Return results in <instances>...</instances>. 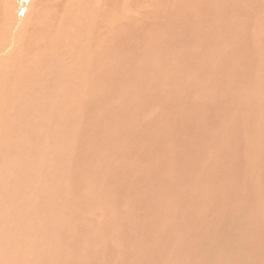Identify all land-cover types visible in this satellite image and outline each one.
<instances>
[{
    "label": "rangeland",
    "instance_id": "1",
    "mask_svg": "<svg viewBox=\"0 0 264 264\" xmlns=\"http://www.w3.org/2000/svg\"><path fill=\"white\" fill-rule=\"evenodd\" d=\"M19 1L0 0V46L8 41L6 23L7 29L13 25L11 34L18 37L30 18V14L24 18ZM37 1L29 5L35 7ZM145 1L143 7L134 5L141 17L128 22L115 19L111 54L98 55L103 62L110 59L105 70L113 78L102 86L96 80V90L102 87L100 97L84 102L83 125L88 124L79 132L72 125L75 129L59 133L58 143L52 137L55 150L51 146L46 150L59 167L61 161L77 159L68 164L65 177L72 179V193L80 196L65 205V195H53L51 202L64 215L49 206L48 213L64 216L61 223L68 215L73 223L79 222L74 223L79 230L73 237L51 238L53 230L61 232L62 226L69 229L73 224L54 227L38 221L35 199L28 197L19 215L29 219L19 234L24 237L34 229L41 237H35V245L27 250L18 248L16 264H29L21 258L32 253L44 255L47 264H264V132L257 134L264 130V0H208L227 10V14L213 12L218 20L194 19L205 16L197 10L189 19L173 18L170 9L159 17L142 16L146 11H163L174 0ZM131 3L118 0V7L130 15ZM31 6L23 13L32 11ZM14 15L19 16L16 24L10 20ZM28 32V49L22 56L33 61L41 49L32 43L33 32ZM56 43L47 49L45 42L49 59L62 58L63 45L58 39ZM13 45L0 53V70L17 55ZM164 63L171 66L164 69ZM14 81L4 82L3 89ZM29 92L25 88V97ZM69 103L75 107V101ZM101 115H105L102 121ZM16 132L18 141L27 134L20 126ZM33 143L27 134L26 148L31 150ZM76 147L83 150L78 149L79 157L65 152ZM19 154L16 159L26 161ZM81 208L85 219L78 221L75 214H81ZM66 240L75 244L72 250L61 251L59 260L46 258L51 251L63 250Z\"/></svg>",
    "mask_w": 264,
    "mask_h": 264
},
{
    "label": "bare ground",
    "instance_id": "2",
    "mask_svg": "<svg viewBox=\"0 0 264 264\" xmlns=\"http://www.w3.org/2000/svg\"><path fill=\"white\" fill-rule=\"evenodd\" d=\"M44 1L45 0H39V2L37 1V5H35V7H33L35 3L32 4V6L29 5L32 3V0H20L19 1L21 12L22 11L25 12L24 9H27L30 6L33 7L31 8L33 9L32 11H27L28 14L22 12L24 18L26 17V15L28 16L29 14H30L29 16L30 18L26 21L24 26L22 25L23 31L19 34V36L18 37L15 36L17 39L13 37L11 34L13 31L12 29H14L12 28L13 25L9 26L10 24H8V29H7V23H6L4 27H5L6 32L9 34L7 38L8 41L4 42L0 46V53H1L2 51H4L5 49L9 48L10 46L14 44L13 46L16 47V54H17L14 58L11 59L10 62L8 61L9 63H7L5 67H2L0 70V264H3V263L4 264H16L19 260L18 259L19 257L17 254L18 248L20 247V250L22 251L23 249L27 250L28 248L32 247L33 244L35 245L34 240H35V237L39 235V233L36 234L34 229H32L31 230L32 232L28 233V235H25L24 237L19 234V231L21 230L20 228L26 227L27 224H25V221L29 219L28 216L22 217L19 215V209L22 208L23 203L27 201L28 197H32L33 199H35L33 207L35 208L34 210L35 216H37L38 218L40 217L39 219H37L38 221H40V219L46 220L48 223H51L54 227L59 226L60 224L61 225L62 224H73V226H70L69 229L64 228L62 226L61 232L58 230H53L49 235L51 238L61 239L63 237L66 238L67 235L68 237L69 235L73 237L76 235L77 230H79L74 224V223H77L76 220L73 223L69 219L68 215H66L67 218L61 223L64 216H58L57 214L52 213V212L48 213V206H49L51 209L58 211L62 215H64V213L56 207V204H53L51 202L53 195L55 194L65 195V197L68 198L65 205H70L74 203V201L76 200V197L80 196L81 193H72V183L70 184V180L72 179H70L69 177H65L66 167L71 161H75L76 158L74 159L70 157L65 161H61L60 162L61 167H59L57 164H54L51 161V155L46 150L48 146H51V148L55 150V146L51 145L52 137L56 138V143H58L59 133L63 134L64 132V134H66L67 129L71 128L72 130L74 126L75 128H78V130L77 129L76 130L79 132V129H81V127H84L86 126V124H88V122H86L85 125H83L82 114H85V113H82V110L85 108L84 102L85 101L87 102V100H91V99L93 100L99 96V93L101 92L102 87H101V90H98V91L96 90L97 89L96 80L99 81L100 85L102 86L106 84L107 82H110L111 77H112V73L107 72L105 70L106 68L105 64H109L110 59L103 62L100 60L98 55H104L105 53L111 54V50L113 49L111 48L113 44L112 38L113 36H115V27L114 29H112V27L116 25V23H118V21L114 23L115 19L116 18L117 19H127V22H128V20H133L135 18H138L137 16L141 17V14L136 12L137 8L134 5L137 4L143 7L142 4H144V2L145 4H147L145 0H132V3H131L132 8L129 10L130 15H127L124 13L122 9L118 7V0H47L48 2L46 1V3H44V4H47L45 5V7L43 4ZM162 9L164 10L163 11H155V10L146 11L142 16L149 13V16L151 14L153 17H159L160 15H164V13H167V9L173 10V12L175 13V16L172 15L173 18H180V19L194 18L195 10L198 11V14L200 16L202 14L205 15L204 17H199L197 15V17L194 18V19H201V20L202 19L218 20L217 18H220V17L215 15L213 13L214 11L227 14V10L225 9L224 5H219V4L210 5L208 3V0L207 2L203 4L194 3L192 5H191L190 0H174L173 2L171 1L170 3L165 4ZM232 15L234 14L232 13ZM17 18H19V16L14 15L10 18V20L13 21L14 19L15 20L14 22L16 24V20L18 23ZM42 22H44V26L41 25ZM121 24H124V23H121ZM34 26L37 28V31L35 30ZM28 30L30 32H33L32 34L35 36V39L32 42L33 45L41 49V53L38 55L37 60H33V61L22 56L23 51L25 49H28L27 47V44H28L27 37L29 33ZM100 34L103 35V38L100 36ZM71 38H74L72 43L69 42ZM57 39L63 45L62 58L59 60H55L54 58L49 59L48 57L45 56V55H48L47 50L44 49L45 42L49 43V47L47 48L49 49L50 47L57 44L56 43ZM194 46H196V43ZM199 50L203 52V49H199ZM192 54H194L193 51H192ZM188 57H191L190 53L188 54ZM204 57L207 58V55L204 54ZM4 64H5V61H4ZM174 65H175V62H174ZM159 66L160 65H158V67ZM161 66L164 69H167L164 66L168 67L171 65H169L168 63H164L163 65L161 64ZM158 67L155 66V68H158ZM244 70L245 69H243V71ZM183 75H185V73ZM176 76L178 77V75ZM187 76H189L190 78L191 75L188 74ZM13 80L15 81L12 84L7 86L6 89H3L4 82H8V81L11 82ZM183 80L185 81V77ZM183 83H187V82H183ZM209 85L210 84H208V86ZM25 88H29L30 90L28 97H25ZM213 99L211 102H213ZM9 100L11 103L9 102ZM74 101L76 102L75 107L71 106V104L69 103V102L73 103ZM250 101H251V98H250ZM68 103L70 104V106H68ZM74 111H76V113ZM19 115L22 116V119H20L21 117L20 118L18 117ZM99 118H100L99 120L102 121L105 118V115H101ZM263 125H264V121H263ZM18 126H20L22 129H24L27 132L28 137L30 139L34 138V143H33V147L31 150H28L25 146V140L27 139V134L24 136V138L21 137L20 140L18 141L17 132H16V129ZM4 127L6 128V130H4ZM263 132L264 130L262 129V131H260L257 134H261ZM20 145H21V148H20ZM236 147L238 146L236 145ZM79 148H77L75 151L70 149V152L68 151H65V152L68 153L69 156H71V154L73 153V156L79 157L78 155ZM5 150L7 151V154L4 153ZM79 150L83 151L81 149ZM19 152H20L19 157L22 159H26V161H20L16 159V156L18 155ZM56 153L59 155L61 151H58ZM262 154L264 155V149L262 150ZM10 155H11V159H10ZM61 156L62 155H60V157ZM53 158H55L54 155H53ZM22 164H24V167L22 166ZM178 167L180 168V166ZM42 171L44 172V175L40 174V172ZM173 171H175V169ZM176 172L178 173V171H175V173ZM52 178H54V180L50 181V179ZM74 178L76 177L74 176ZM108 179L110 180V177ZM112 181H114V179ZM94 182L96 181L94 180ZM104 188H105V185H104ZM130 190L131 189H129L128 191L129 193H131ZM202 190L203 188H201V191ZM205 196L207 195L205 194ZM115 199L117 200V198ZM194 202H196V200ZM41 203H44L45 206H42ZM95 205H96V201H95ZM118 206L119 205L115 206L116 210ZM115 207L113 206L112 210H114ZM202 207L204 206H201V208ZM82 212H83V208H81L80 210L81 214H75L76 219L78 221L85 219L84 214H82ZM39 213H41V216H39L40 215ZM127 213H128V210H127ZM201 213L202 212H200V214ZM133 218H135L134 214H133ZM103 221L105 223L106 220L103 219ZM118 223L120 225V222ZM122 223L124 224L125 222H122ZM123 224L122 226L124 227L125 224L124 225ZM36 228L38 227L36 226ZM41 228L43 230V227ZM38 237H41V236H38ZM74 246L75 244L71 245L69 241L66 240L63 250L51 251L47 253L46 258L59 260L61 251L68 250V249L72 250ZM187 249H188V246H187ZM33 257H35L34 261H32ZM27 259L30 260L29 264H47L44 259V255L36 256V253H32V254H28L25 257L21 258L23 262H25ZM60 264H73V263L70 261H66L65 263L60 262ZM255 264H258L257 261L255 262Z\"/></svg>",
    "mask_w": 264,
    "mask_h": 264
}]
</instances>
